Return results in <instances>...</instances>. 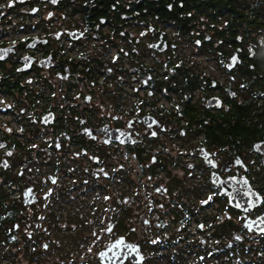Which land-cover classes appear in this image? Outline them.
Instances as JSON below:
<instances>
[{"label":"flooded vegetation","instance_id":"flooded-vegetation-1","mask_svg":"<svg viewBox=\"0 0 264 264\" xmlns=\"http://www.w3.org/2000/svg\"><path fill=\"white\" fill-rule=\"evenodd\" d=\"M222 239L264 264V0H0V264Z\"/></svg>","mask_w":264,"mask_h":264},{"label":"rangeland","instance_id":"rangeland-1","mask_svg":"<svg viewBox=\"0 0 264 264\" xmlns=\"http://www.w3.org/2000/svg\"><path fill=\"white\" fill-rule=\"evenodd\" d=\"M231 239H222L221 240V264H242V263H246V264H254L256 257L254 254H257L255 252H250V251H246L244 249H242L241 251H239L237 245L235 244H231ZM225 249H230L231 252L229 254L225 253ZM147 257L149 258V255L147 254ZM257 257H260L261 260V264H262V259H261V255L257 254ZM3 262V261H2ZM151 262H149L148 260H144V262L142 264H150Z\"/></svg>","mask_w":264,"mask_h":264},{"label":"water","instance_id":"water-1","mask_svg":"<svg viewBox=\"0 0 264 264\" xmlns=\"http://www.w3.org/2000/svg\"><path fill=\"white\" fill-rule=\"evenodd\" d=\"M130 253H131V255H133V252H132V251H131ZM136 253H137V257L132 258V261H133L134 263H141V262L143 261V255H142L141 252L139 251L138 246H136Z\"/></svg>","mask_w":264,"mask_h":264},{"label":"trees","instance_id":"trees-1","mask_svg":"<svg viewBox=\"0 0 264 264\" xmlns=\"http://www.w3.org/2000/svg\"><path fill=\"white\" fill-rule=\"evenodd\" d=\"M256 257L255 263L254 264H261V260L260 257H257V254H254ZM242 264H246V263H242Z\"/></svg>","mask_w":264,"mask_h":264},{"label":"snow or ice","instance_id":"snow-or-ice-1","mask_svg":"<svg viewBox=\"0 0 264 264\" xmlns=\"http://www.w3.org/2000/svg\"><path fill=\"white\" fill-rule=\"evenodd\" d=\"M33 11H35V9H33ZM237 163H239V160L237 161ZM202 203H204V202L202 201Z\"/></svg>","mask_w":264,"mask_h":264}]
</instances>
